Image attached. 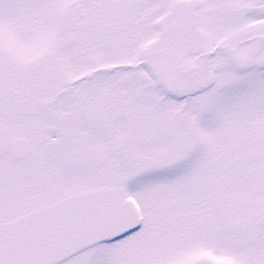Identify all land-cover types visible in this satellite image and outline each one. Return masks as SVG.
Instances as JSON below:
<instances>
[{
  "label": "snow or ice",
  "instance_id": "6c2138e0",
  "mask_svg": "<svg viewBox=\"0 0 264 264\" xmlns=\"http://www.w3.org/2000/svg\"><path fill=\"white\" fill-rule=\"evenodd\" d=\"M0 264H264V0H0Z\"/></svg>",
  "mask_w": 264,
  "mask_h": 264
}]
</instances>
